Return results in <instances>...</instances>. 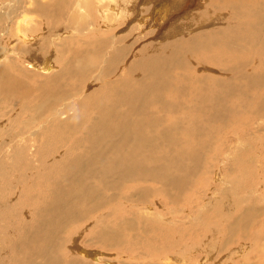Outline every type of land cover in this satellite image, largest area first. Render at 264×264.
<instances>
[{"label":"bare ground","instance_id":"6f19581e","mask_svg":"<svg viewBox=\"0 0 264 264\" xmlns=\"http://www.w3.org/2000/svg\"><path fill=\"white\" fill-rule=\"evenodd\" d=\"M131 1L0 0V17H7L6 20H1V22L4 21L2 23L4 31L0 34V124L2 123V128L5 125L2 117H8L9 121L17 115L18 121L28 119L24 125H19V129L20 126L23 130L34 127L28 133L21 129H13L14 124L10 127L12 129L8 130V134L0 128V236L2 237L0 241L2 240L5 244L6 251H17L14 264H38V248L42 245H38V238L44 242L39 241L51 247L56 243L55 238L60 239L62 232L66 236L76 235L81 230L85 236L87 233H93L106 245L123 244L124 240L128 239L127 245L131 244L132 251H143L141 254L147 257L148 252L151 253L156 261L150 264H194L193 253L197 251L198 244L194 247L186 243L187 232H180L185 229L182 226L186 223H192L189 234L194 233L196 238V232L201 235L206 231L205 236L209 241H206L204 246L214 240V234L217 231H215L214 220L213 222L202 221L201 215L205 212L204 210L216 211L219 207L215 210L216 204L221 197L227 200L228 194L221 189L215 192L216 187L214 191L209 189L215 196L206 193L207 196L204 199V193L200 188H195L197 189V191L194 190L195 192L191 189L193 183L191 178H195V181H199L203 187L205 182L210 181V176L216 173V170L208 168L209 163L202 162L204 159L199 154L198 146L191 150V147H186V141L182 144L183 142L174 139L186 148L176 150L170 156L167 153L168 157L164 158L158 154L156 148L148 152H145V149L156 137L153 135V128L160 126L163 121V118L153 116L156 110L165 111V114L166 112L195 113L194 118H189L190 121H187L185 113V115L181 113L185 117L171 120V126L179 127L181 124V130L185 135H191L196 141L198 139L202 141L201 135L205 134L203 130L205 128L202 129L203 131L200 129L201 123L218 121L221 117L208 115V113L214 114L213 112L218 111V108L222 109L217 103L220 100L217 98L216 88L225 84L223 80L219 83L216 81L217 70L221 76L223 74L228 80H234L226 84L230 93L233 90L238 93L236 89L239 87L236 83L239 84L237 82L239 80L242 83L243 77L249 78L246 81V83L249 82V86L246 88L247 84L245 86L242 84L241 89L243 86L251 91L261 85L264 71L260 73V80L258 78L256 80L257 76L254 79L253 76V78L250 77V74H245L244 71L247 70L248 73V69L244 67L248 66L246 64L249 59L264 61V0H208L207 7L196 14L199 15L196 28L207 26L208 30L209 26L214 24L222 28H211L198 33L197 36L190 37L189 42L182 41L183 38H168L167 34L171 32L169 31L170 23L182 12L185 13L180 15L181 19L189 17L190 12L186 11L191 6H196L195 0H182L180 4L176 0H140L141 4H151L140 11V1H132L129 6ZM178 10L180 12L174 14ZM144 11L146 14L144 21L133 18L134 12H137L135 15L138 17L139 12ZM136 19L138 23L134 27L140 28L144 25L152 31V34L161 35L160 38L164 39L149 43L148 47L138 48L134 59L128 56L132 50L129 46L132 45L131 40H128L123 32L120 35L116 33L120 30L117 27L131 24ZM15 21L17 23L16 26L13 24L15 28L12 34V23ZM46 54V59L50 60L43 65L35 63L38 56L45 58ZM15 56L29 59L28 66H25L26 68L20 66L22 63L15 62ZM259 61L255 63L253 61L255 66L259 64L264 66ZM56 64L61 65L57 72ZM174 69L176 73H173ZM95 70H98V76L90 81V78L96 77ZM38 73L44 75L43 82L38 77ZM252 73L254 75V72ZM122 75L125 77L122 78ZM224 87L222 88L226 89ZM165 92L178 93V97L182 96L185 99H181V101L184 100L183 102L179 99L178 104H174L165 99ZM175 94L171 99L178 98ZM206 95L212 98L208 99ZM148 96H152L154 100L145 99ZM199 115L203 116L200 120L197 118ZM186 125L189 129L183 128ZM145 128L151 130V136H146ZM164 135L166 138L172 136L168 131H164ZM46 137L55 142V145L62 143L67 145V142L71 140L72 143L62 153L67 157L74 153V159L66 165H63L64 163L59 165L56 154L58 150L54 152L53 147L49 149L52 152L43 157V152L49 147L48 145L45 149L42 147L46 143L44 141ZM137 139L140 140L138 144L132 143ZM39 140L41 143L37 145ZM28 141L31 142L27 143ZM54 155L55 158L51 159ZM50 159L54 160L52 165ZM156 160L159 163L153 165ZM36 162H42L43 169L46 167L44 165H51L48 168L50 177L53 178L56 174L61 175L56 180L55 178L45 180V182L55 180V183L51 188L43 184L45 189L50 191L51 197L49 196L50 199L41 198L39 204L38 195L25 187V184L23 185L24 177L33 179L36 177L30 184L38 187V172L37 174L36 171L33 172ZM188 162H194V170L188 166ZM218 176L219 174L214 176V182L222 179V177L218 179ZM222 181L224 183L223 179ZM64 183L72 186V190L64 191L63 187L66 188L63 186ZM125 184H128V188L132 190L127 189ZM156 189L158 195H156ZM8 192L9 196L4 197ZM163 193L164 200L160 198ZM154 196L156 199L151 201L150 198ZM108 201H111L109 207H107ZM85 202H91L89 205L93 202L97 206H91L93 209L89 212L90 209L84 205ZM168 203L173 204L174 208L182 209L168 210ZM114 204L124 212L120 214V211L115 210L114 207L118 214L124 216V220L123 216L120 218L119 221L123 222L119 224H116L117 214L111 209ZM40 206L47 208L45 212L38 210ZM78 207L82 208L81 213L85 211V215L93 213V217L91 216V220L88 219L90 221L87 220L85 225L80 221L83 220L82 218L77 220L81 222L78 223L73 217L72 210L79 214ZM185 211L192 216L195 215V220L190 219L192 217L190 215V218L184 217ZM26 212L31 216L28 222L22 219V215ZM85 215L83 216L87 218ZM250 218L254 217H251L249 212L244 221L247 222ZM112 219L113 222L110 224ZM135 219L139 220L138 223L136 222L137 225L134 223ZM165 223H169L171 227L161 229L160 226ZM64 224H67L68 228L63 227ZM81 224L84 225L82 229ZM89 227L94 228L96 232L94 233ZM158 227H160L159 230H156ZM121 231L125 232V235ZM157 231L159 235L156 234ZM147 233H153L151 238L148 237L150 240L142 236ZM205 236H202L200 240ZM213 244L210 246L213 247ZM73 248H76L73 249L76 252L72 253L73 257L83 254L90 260L89 264H93L91 260L95 259H99L96 264L102 261V253H90L87 249L78 246ZM58 249L61 252L62 249L59 246ZM186 251H189V254H186ZM73 257H69L71 260L69 264H84L82 261L85 259L82 257L81 262L77 261L79 258L71 259ZM150 260L148 259V262ZM45 262L44 264H62L56 261V257L51 256L46 257ZM143 263L147 264L145 261Z\"/></svg>","mask_w":264,"mask_h":264},{"label":"rangeland","instance_id":"374dc122","mask_svg":"<svg viewBox=\"0 0 264 264\" xmlns=\"http://www.w3.org/2000/svg\"><path fill=\"white\" fill-rule=\"evenodd\" d=\"M132 1H137V0H132ZM132 1L129 4V6L132 4ZM141 1H144V0H141ZM141 1H140V5L141 6L139 7V11L140 10H144L143 9L144 7L146 8L148 6H151L150 3L146 4V5L145 4H141ZM201 1H202V3L204 5L201 3ZM176 2L177 3H179V2L182 3V0H176ZM195 3H196V6H191L189 8V10L186 11V12H190V15H188L189 16L188 18L181 19L180 15L182 13H185V12H182L177 17L176 20H174L172 23H170L169 31H171V32H169L167 34V29H165L168 38H170V37H175V39L176 38H178V39L183 38L182 41L189 42L191 40L190 37L193 38L198 33H203L204 31H208L211 28L212 29H214V28H217V29L218 28H222V27H220V25H217V24L212 25L213 27L210 25L208 30H207V28H208L207 26H204V27H206L205 29H204V27H201V26H200L201 28L200 27L196 28V26H197L196 22L199 19V15H196V14L200 13L201 10L203 11L204 8L207 7L206 4H208L209 1L208 0H195ZM200 4H202L201 8H200ZM177 12H180V10L174 12V14L177 13ZM136 13L137 12H134V16L135 17L133 16V18L142 19L143 21L146 19L145 11L144 12H139L138 17H136V15H135ZM139 16H141V17L139 18ZM142 16H143V18H142ZM6 19H7V17H5V16L0 17V23L2 24L4 21L1 22V20H6ZM137 19L134 20L131 24L127 23L125 26H123L124 24L121 25L122 28L120 26L117 27L120 30H118L117 33H116L117 35L118 34L120 35L123 32V35L126 36L128 40H131L132 45H129V46L132 47V50L130 51V55H128V56L131 57V58H134V59L136 58V51L138 50V48H140V47L141 48L148 47L149 43H155V42H158L159 40L162 41L164 39V38H160L161 35L160 36H156V34H152V31L147 29V28H145L144 25L142 27H140V28L134 27L138 23ZM16 23H17L16 21L14 23H12V29H11V33L12 34L14 33L13 29L15 28ZM1 24H0V26H3V27L2 28L0 27L1 28L0 29V34H2V31H4V25L3 24L1 25ZM193 24H195V25H193ZM192 26L194 28H192ZM125 32L128 33V34H126ZM7 40H8V38L6 39V41ZM46 57H47V54L45 55V58H41L40 56H38V59L36 60L35 63H38V65H43L48 60H50V59H46ZM263 58H264V56H263ZM22 61H24V62H22ZM242 61L245 62L246 60H242ZM248 61L252 62V63L247 62L246 65H248V66L244 67V68L248 69V73L246 72L247 71L246 70V71H244L245 74H250L251 75L250 77L253 76L254 79L257 76L256 80H257V78L260 80V78H261L260 77V75H261L260 73H262L264 71V66H261L260 64L255 66V64H254L255 61H259L257 59H252V61L249 59ZM253 61H254V63H253ZM15 62H18V64L22 63V64H20V66H23V67L26 66L27 67L29 59L26 60V59H24V57L15 56ZM244 62H242V63L244 64ZM259 62H262L263 65H264V61L260 60ZM24 63H25V65H24ZM241 66H242V64H241ZM249 66H251V67H249ZM57 67L58 68L56 69V72L61 68V65H57ZM248 67L251 68V69H249ZM252 67H253V71H252ZM124 68H125V65H124ZM125 69L123 70L124 72H125ZM23 71H25V70H23ZM97 71L98 70H95L96 77L95 78H90V81H93V80H95L97 78V76H98L97 75ZM176 72H177L176 69H174L173 73H176ZM252 72H254V75H253ZM255 72H258L259 74H256ZM216 74H217L216 78L218 77L216 81H218V83L224 81V84H225L224 85L225 87L224 86H219L218 88H216V92L218 93L217 94L218 95L217 98H218V100L221 101V102L218 101L217 103L220 104L219 106L222 109H224V110L222 111V109L220 110L218 108V111L213 112L214 114L208 113V115H218V117L219 116H221V117L218 118V121H212V122H208V123L206 122L204 124L201 123L202 126L200 125V129L202 130L203 128H205V129H203L205 134L201 135L202 136V139H201L202 141H200L199 139L196 141L195 138L194 137L192 138L191 135H187L186 134L187 135L186 136L183 133V131L181 130V126H180L181 124L179 125V127L178 126L177 127L176 126H171V120L179 119L180 117L183 118V117L186 116L188 118L187 121L188 120L190 121L189 118H194L193 115H195V113L184 112L186 114L185 115L182 112L174 113V114L172 112H171L172 114L170 112H166V114H165V111L156 110V112H155L156 114H154L153 116H158L159 118H163V121H162V124L160 125L161 127L158 126L159 128L158 127L157 128H153V135H155L156 137H155L154 140H151L148 143V145H147V147L145 149V152H148L149 150H152V149L156 148L158 154L162 158H164V157L170 156V154H173L176 150H179V149L183 150L186 147L187 148L191 147V150H192V148L196 149V147L198 146L197 149L199 151V154H200L201 158L204 159V160H202V162H204V164H207V163L210 164L211 162H213V164L211 163L212 165L211 164L210 165L207 164V165H208V168H211V170L212 169L214 171L216 170V173H214L213 175L210 176V178H209L210 181L209 182H205L204 183L205 186L203 185V187L199 183V181H195V178H191L192 182H193L191 189L193 190V192H195V191H197L198 188H200L201 192L204 193V194L202 193L203 197L205 196L204 199H206V196H207L206 193L209 194V195L215 196L214 194H212L213 192L212 193L210 192V190L214 191L216 189V187H217V189L215 190V192L217 190L221 189V190H223V192L225 194H228V196H226L228 198L227 200L225 198L221 197V200L216 204L215 210L219 206L216 211L213 212V210L211 209L210 211L209 210H204L205 212L204 211H203L204 213L202 212L203 213L201 215L202 221L213 222L212 220H214L213 223H215V225H216L215 231L216 230L217 231L214 234L215 235L214 240L212 242H209L210 244L208 243L207 245L204 246V243L206 241H209V239L205 236L206 235V231H204L201 235H199L196 232V235H197V238H196V236L193 235L194 233L193 234H189L190 233V224L192 226V223H186L184 226H182L185 229H182L180 232H187V234H188V235H186V238H185L187 240L186 243H190V244L194 245V247L198 244L196 246L197 251L193 253V257H194L195 260L193 259L192 262L194 264H201L203 262H204V264H213L212 262H215L214 264H264V246H262V245H264V78H263L264 76H262L263 79H261V80H263V81L261 82V85L256 86L255 89H252L251 91L250 90L248 91V89H246V88H248L247 86H249L248 85L249 82L246 83V81L249 80V78L246 79V78L243 77L242 79H244V81H242V83H241V80H239V81L236 80L237 82H239V84L236 83L238 85V87H239L238 89H236V90H238L237 91L238 93H236L235 90L231 91V93H230V92H228L229 89L227 90V88H226V86H227L226 84H229V82H231L232 79L228 80L227 76H224L223 74L221 76L219 74V70H217ZM23 75H25V74H23ZM218 75H220V76H218ZM262 75H264V74H262ZM38 77L41 78L42 82L45 79L44 75H42L41 73H38ZM121 77L124 78L125 76L122 75ZM223 77H224V79H223ZM232 81H234V80H232ZM225 82H227V83H225ZM188 83H189V81H188ZM190 83H192V82H190ZM242 84H243V86H245V84H247L245 86L246 88L245 87L243 88V86H242V89H244V90L241 89V85ZM222 85H223V83H222ZM222 87H224L226 89H223ZM225 90H226V93H225ZM240 90H242V91H240ZM240 93H242V94H240ZM171 94H173V93H171ZM171 94H169V92H165L164 96H165V99L169 100V102H171V101L174 102V104H178L177 101L179 99H180V102L184 101V100L181 101V99H183V98L185 99V97L182 98V96H180V95H179L180 97H178V93H176V94L174 93L176 95V97H178V98L173 97V99H171L172 96H174V94L173 95H171ZM223 95H224V97H223ZM206 97L208 99L212 98L209 95H206ZM152 98H153L152 96H148V98H145V99L149 100V99H152ZM152 100H154V99H152ZM167 100H165V101H167ZM240 101H242V102H240ZM214 102L216 103V101H214ZM231 105L232 106L234 105V106L232 107ZM238 106H239V108H238ZM228 107H229V109H228ZM226 108L228 109V111H227ZM231 109H233L234 112ZM170 110L171 109H169V111ZM6 111H8V110H6ZM238 111L240 113H237ZM218 112L219 113L221 112L220 113L221 115ZM181 113L184 114L185 116L181 115ZM233 113H234V115H232ZM224 114L226 116H228V117L230 115V117L232 116V118H230V117L228 118L227 117V119L224 120L225 117H226V116H224ZM235 114H237V115L235 116ZM200 117L203 118V116L199 115L197 117L198 120H200ZM5 118L6 117H2L1 119H2L3 123L5 122L4 127H6V128H4V127L2 128V123L0 124V128L5 130L7 132L6 134H8V132H9L8 130L12 129L10 127H13L14 124H15V127H13V129H17V130L21 129L24 132L30 133V131L32 129H34V127H31L32 129L31 128H28V129L24 128L25 130H23V128L21 126H20V129H19V125H24L26 120H28V119H22V121L21 120L18 121L17 120V115H16L15 118H10L9 121L7 120L8 117L6 119ZM15 120H17V121H15ZM219 120H221L222 122L219 121ZM6 121H8V122H6ZM202 122H204L203 119H202ZM187 126L188 125H186L183 128L189 129V128H187ZM144 131H145V134H146L147 137L152 135L151 134V130L149 131L148 128H145ZM164 131L171 132L172 136L166 138V136L164 135ZM195 131H197V129H195ZM44 139H45L44 141L46 143L42 147H44V149H45V147H47V145L49 147H48L47 151L43 152V157L47 156L46 154H49V152L51 153L52 151H50L49 149H50V147H53V149H54L53 151L54 152H56V149L58 150L56 154H57V159H58L57 161H58V163L60 162L59 165H62L63 163H64L63 165H66V164H68L69 162H71L74 159V153L70 154L69 157H67L66 155H63L65 149L72 143L71 140L67 142V145L64 144V143L59 144V145H55V142H53L51 139H48L47 137L44 138ZM174 139L176 141H178V142H183L182 144H184V142L186 141V143H187L186 147H185V145L183 146L182 144L179 145L180 143H177L176 141H174ZM39 141L40 142L37 145H39L41 143V140H39ZM30 142L31 141H28L27 143H30ZM134 142H136L138 144L140 142V140L139 139L133 140L132 143H134ZM167 145H169L171 148L168 147ZM38 147H40V146H38ZM212 148H214V149H212ZM166 150H169V151L167 152ZM171 151H173V152L171 153ZM165 153H166V156H165ZM167 153H168V156H167ZM59 155H61L62 157L59 156ZM159 155H158V158L160 157ZM209 156H212V157H209ZM54 158H55V155L51 159H54ZM209 158L210 159L213 158V159L209 160ZM51 159H50V164L52 165L54 160H51ZM205 160H206V163H205ZM37 163H38V165H37ZM157 163H159L158 160H156V162L153 163V165H155ZM188 163H189L188 166L193 168V170H194V166H195L194 162H188ZM34 164H35L34 167H36V168L35 169L33 168V170H34L33 172L36 171L35 172L36 174L38 172V181H39L38 182L39 183L38 187L37 186H32L30 184L36 177L34 179L33 178H29V177L28 178L24 177L25 181L23 180V185L25 184V187L30 189V191H32L35 195H38V198H39L38 199V204H39L41 202V198L46 197L47 199H50V197H51L50 191L48 189H45L43 184H45L46 186L51 188V186L53 185V183H55V180L59 177L60 174L53 175L54 176L53 178H55V180L53 182H45L46 179L52 178V177L49 176L50 169H48L51 165H44V167L45 166L46 167L43 169L42 162H36ZM192 165H193V167H192ZM40 168H41V170H40ZM216 174H219L218 179H221V177H222V179L224 180V183H223L222 179L219 180V182H218V180L214 182V176ZM13 176H14V173L12 174V177ZM47 183H49V184H47ZM209 183H210V186L208 187ZM225 183H226V185L223 186V184H225ZM127 185L128 184H125V187H127V189H130V188H128ZM197 185L199 187H197ZM63 186H66V188L63 187L64 191L72 190V188H71L72 186H70V185H66L64 183ZM156 187L159 188V186H155V188ZM195 188H197V189L195 190ZM204 188H205V190H204ZM139 189H134V190L137 191ZM130 190H132V189H130ZM130 190H128V191H130ZM192 190H190V191L192 192ZM206 190H207V192H204ZM38 191H40V192H38ZM75 193H77V192H75ZM109 193L110 192H108L107 194H109ZM156 193H157L156 195H158L157 189H156ZM8 194H9V192L7 194H5L6 196H4V197H8L9 196ZM103 194H105V192ZM162 197H165L164 193L162 194V196L160 198H162ZM151 198H150L151 201L156 199L155 196L151 197ZM15 201H17V200H15ZM201 201H202V199H201ZM110 202L111 201L107 202L108 203L107 207L110 206ZM70 203H71V201H70ZM90 203L89 202H85V204H84L85 206L89 207V209H90L89 212L92 211L93 207L97 206L96 203L92 202V204L89 205ZM107 203H106V205H107ZM119 203L123 204V202H121V201H119ZM162 203L163 202H161V204ZM114 205L111 206V209L113 211L118 210V211H120L119 212L120 214H124L123 211L118 209V206L116 204H114ZM185 205H187L186 202H185ZM220 205H223L224 207L223 206L220 207ZM91 206H93V207H91ZM172 206H173V208H171ZM168 207H169L168 210H172L173 209L172 211H174V210L177 211L179 209H182L181 207L174 208L175 206L173 204H171V203H168ZM39 208H38V210H40L42 212H45L44 210L47 209V208L45 209L44 206H40ZM42 208H43V210H42ZM78 208H79L78 209L79 210V214H77L78 213L77 211L72 210L73 214H74L73 217H75L76 221L80 220L82 218L83 220H80V221L82 222V224L85 225V223H87L88 219L91 220V218L93 217V213H88L87 214L88 216H87V215H85L86 213H85L84 210H83L84 212L81 213L82 212V208L81 209H80V207H78ZM106 209L107 208H105V210ZM187 209H188V207H187ZM118 211H115V213L117 214V218H118L116 224H119L120 222H123V221H119L120 218H122L123 215L118 214ZM249 212L251 213V217H254V218H250V220H251V221L249 220L250 222L249 221L245 222L244 218H245V216H247V213H249ZM214 213H215V215H213ZM221 213H222V215L224 217L221 215ZM79 215H82V216L80 217ZM83 215H85L87 218H85ZM189 215L190 214L186 213V211H185L184 217L187 218ZM241 215L244 216V218ZM29 216L30 215H28V213L26 212V213H24L22 215V219L24 221L28 222L31 219V216L30 217ZM179 216L181 217V214H179ZM190 216H192V215H190ZM190 216L188 218H190ZM50 217L51 216H49V218ZM226 217H227V221H226ZM241 217L243 218V220H242ZM193 218L195 220V215L192 216L190 219H193ZM53 219H55V218H53ZM90 220H88V221H90ZM123 220H124V216H123ZM84 221H86V222H84ZM239 221H240V223H239ZM111 222H113V219L110 220V224H111ZM136 222L138 223L139 220L135 219L134 223L137 225ZM243 222H245V224ZM248 223H250V224H248ZM82 224L80 226L81 229L84 227V225L82 226ZM244 226H246V228H244ZM63 227H67L68 228V225L64 224ZM160 227H161V229L162 228H169V227H171V225L169 223H165V224L161 225ZM160 227H158V229H156V230H159ZM90 230H92L94 233L96 232V230L94 228H90ZM219 230H220V233L222 235H220ZM229 230H230V232H229ZM79 233H77L76 235H73V236H66V234L64 232H62V234L60 236V239L59 238H55L56 239L55 240L56 243L53 246H51V247L48 244H46V243H42L43 240L38 238V245L39 244L43 245V246L41 245L38 248V251H39L38 252V255H39L38 256V264L46 263L45 259H46V257H49V256L56 257V261L62 262V264H67V262L69 264V262H71L69 257H73L72 253H74V254L76 253V252L73 251V249L74 250L76 249V248H73L74 246L75 247L78 246V247H80L82 249H85V250L87 249L88 252H90V253H100V254L102 253L103 257L101 256L102 261L100 262V264H103V263L104 264H109V263H111V264H137L138 262L144 264L143 263L144 261H145V263L150 264L154 260L156 261V259H154L152 257L150 252H148L149 253V255H148L149 258H148L147 256L141 254L143 251L142 252L140 250H139L140 252L139 251H137V252L132 251L131 244L128 243V245H127V240L128 239L127 240L125 239L124 240L125 242L123 244H118V245L117 244H108V245H106V244H104L101 241V238H98L99 236L93 235V233H89V234L87 233L86 236H85V233L82 232V230ZM121 233L125 235V232L121 231ZM177 233H178V231H177ZM135 234H137V232H135ZM152 234L153 233H147V234H144L142 236L144 238H146V240H150L149 238H151ZM156 234L159 235L158 231L156 232ZM248 234H250V235H248ZM140 235H141V232H140ZM162 235H164V234L162 233ZM75 236H76V238H75ZM202 236H205L206 239L202 238V240H200ZM69 239H72V240H69ZM39 240H42V241H39ZM60 240H61V242H60ZM73 240H74V242H73ZM97 240H99V241L97 242ZM196 240H198L200 243L198 241H196ZM78 242H79V244L77 245ZM163 242H165V240ZM59 243H61V245ZM212 244H213L214 248L212 246H210ZM57 245L59 246L60 249H62L61 252L59 251ZM65 245L69 246V247L71 246V247L69 248V247H66ZM46 246H47V248H46ZM182 247H183V245H182ZM39 249H41V250H39ZM67 249H68V251H67ZM183 251H184V249H183ZM235 252H236V254H235ZM16 253H17L16 250L6 251L5 244L3 243L2 240L0 241V264H14V262H15V258L14 257L16 255ZM66 253H68L69 256L66 255ZM186 254H189V251H186ZM181 255H184V254H181ZM78 256L79 257H75L74 256L71 259H73V260L75 259L76 260V258H79V259H77V261H80V259L82 257V259H85L87 261L86 262L84 260L82 262H84V264H89L88 262H90V260L88 259V257L85 258L83 256V254L82 255H78ZM148 259L149 260L151 259V260L148 262ZM182 259H183V256H182ZM91 262H93V264H96V263L99 262V259L98 260H96V259L95 260H91ZM105 262H107V263H105Z\"/></svg>","mask_w":264,"mask_h":264}]
</instances>
